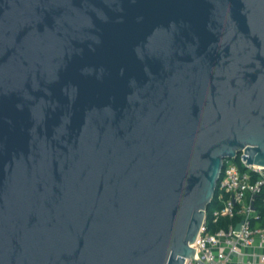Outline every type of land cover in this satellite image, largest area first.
<instances>
[{
  "label": "water",
  "instance_id": "1",
  "mask_svg": "<svg viewBox=\"0 0 264 264\" xmlns=\"http://www.w3.org/2000/svg\"><path fill=\"white\" fill-rule=\"evenodd\" d=\"M239 155L264 0H0V264H185Z\"/></svg>",
  "mask_w": 264,
  "mask_h": 264
},
{
  "label": "built area",
  "instance_id": "2",
  "mask_svg": "<svg viewBox=\"0 0 264 264\" xmlns=\"http://www.w3.org/2000/svg\"><path fill=\"white\" fill-rule=\"evenodd\" d=\"M241 162L245 172L235 160L224 161L218 191L220 197H230L224 208L213 213L214 222L221 217H240L239 222L213 233L208 228L206 212L203 227L192 245L197 251L185 264H264V228L253 226L259 214L257 207L252 208L256 203L254 196L264 193V168L247 166L242 157Z\"/></svg>",
  "mask_w": 264,
  "mask_h": 264
},
{
  "label": "trees",
  "instance_id": "3",
  "mask_svg": "<svg viewBox=\"0 0 264 264\" xmlns=\"http://www.w3.org/2000/svg\"><path fill=\"white\" fill-rule=\"evenodd\" d=\"M235 162L239 164L241 171L245 172L247 170L241 162V155H239L238 159H236ZM229 197H230L229 195L220 197V193L217 189L214 195V198L207 209L206 222H207L209 230L213 233L219 230H222V229H227L230 225H236L240 220V217H235L233 219H230L228 217H221L216 222H214V218H213L214 211L224 208L225 203L227 202ZM263 200H264V193H261L256 198L255 205L258 209L259 216H258V219L253 220L254 227L264 228Z\"/></svg>",
  "mask_w": 264,
  "mask_h": 264
}]
</instances>
